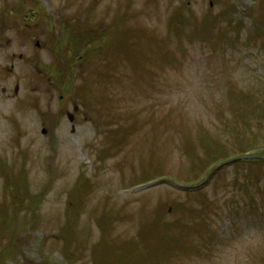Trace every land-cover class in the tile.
<instances>
[{"label": "rangeland", "instance_id": "374dc122", "mask_svg": "<svg viewBox=\"0 0 264 264\" xmlns=\"http://www.w3.org/2000/svg\"><path fill=\"white\" fill-rule=\"evenodd\" d=\"M17 2L39 13L41 45L8 29L0 46V264H94L105 234L156 248L148 264H264V0L0 13Z\"/></svg>", "mask_w": 264, "mask_h": 264}, {"label": "trees", "instance_id": "16d2710c", "mask_svg": "<svg viewBox=\"0 0 264 264\" xmlns=\"http://www.w3.org/2000/svg\"><path fill=\"white\" fill-rule=\"evenodd\" d=\"M178 27V26H177ZM179 30V29H178ZM106 42V40L104 41ZM103 45V43H102ZM105 45V44H104ZM1 163V162H0ZM6 178H8V176H6ZM16 183H18L16 181ZM18 185V184H17ZM15 185V189H14V195L20 199L22 197H26V189H19L18 186ZM83 184H78V186L75 187V189H73L70 193V200H69V208L74 209L75 207H77V204L79 203L78 200H80L78 198V196H80V189L83 188L81 187ZM78 199V200H77ZM75 201V205L71 206L70 202H74ZM67 224L62 226V231L63 233H67L68 230L70 229L71 225H72V221L73 219L70 216H67L66 218ZM102 219L99 222V228L102 227ZM156 225L158 224L157 220L155 219ZM11 216H9V214L5 213V209L3 206L0 205V242L1 240L4 239L3 235L6 234V232L8 230H10L11 226ZM173 221L170 222H165L161 227L164 226H172ZM176 226V225H174ZM157 230V228L154 229L153 232L145 234V233H140L142 234V240L143 243L146 241V238H144V235H151V236H156L157 232H155ZM15 234V233H13ZM105 234V232L103 233ZM107 234H105V236L101 237L100 240L95 243L92 247V257L94 258V264H148L147 261V257L150 255H157V250L156 248H152V249H147L148 252L146 251V249H142L141 247L137 248V250L135 251V241L133 239H128V241H122L119 244H104L102 243L105 240ZM170 240H173V236L170 235ZM138 241V239H137ZM147 242V241H146ZM12 243V242H11ZM97 246L99 247H105L104 249H100L101 253L103 252V255L100 254V251L98 254H96V248ZM2 247V245L0 244V248ZM64 250H65V255L66 258H69V255L71 254L70 250H69V246H68V241L66 239L65 244H64ZM2 252H5L6 254H9L10 252V248L8 245H6L5 247L2 248ZM159 257V255H158Z\"/></svg>", "mask_w": 264, "mask_h": 264}, {"label": "flooded vegetation", "instance_id": "af4514ba", "mask_svg": "<svg viewBox=\"0 0 264 264\" xmlns=\"http://www.w3.org/2000/svg\"><path fill=\"white\" fill-rule=\"evenodd\" d=\"M4 3V2H3ZM7 5V4H6ZM8 12H9V6ZM14 7V4L11 6ZM16 10L15 13H12L13 10H10L9 13H0V46H2V38L4 31L11 29L15 33H21L22 34H28L29 37H32L34 39L35 45H41L40 39L36 36L39 32L40 27V19H39V13H23L20 8L19 2L16 3V7L13 8ZM32 18H37V23L32 24ZM36 36V37H35ZM7 45L9 44V39H6ZM19 56L21 57L22 54L19 53ZM73 118L74 115L72 114Z\"/></svg>", "mask_w": 264, "mask_h": 264}, {"label": "water", "instance_id": "95a60500", "mask_svg": "<svg viewBox=\"0 0 264 264\" xmlns=\"http://www.w3.org/2000/svg\"><path fill=\"white\" fill-rule=\"evenodd\" d=\"M75 108H76V106H75ZM71 117V116H70ZM72 118V117H71Z\"/></svg>", "mask_w": 264, "mask_h": 264}]
</instances>
